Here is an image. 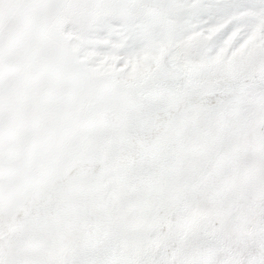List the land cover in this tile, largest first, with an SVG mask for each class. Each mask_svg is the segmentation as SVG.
I'll use <instances>...</instances> for the list:
<instances>
[{
    "label": "snow or ice",
    "instance_id": "snow-or-ice-1",
    "mask_svg": "<svg viewBox=\"0 0 264 264\" xmlns=\"http://www.w3.org/2000/svg\"><path fill=\"white\" fill-rule=\"evenodd\" d=\"M0 264H264V0H0Z\"/></svg>",
    "mask_w": 264,
    "mask_h": 264
}]
</instances>
